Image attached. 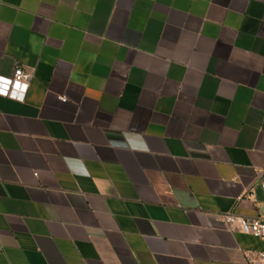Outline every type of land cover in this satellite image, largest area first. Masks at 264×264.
<instances>
[{"label": "crops", "instance_id": "obj_1", "mask_svg": "<svg viewBox=\"0 0 264 264\" xmlns=\"http://www.w3.org/2000/svg\"><path fill=\"white\" fill-rule=\"evenodd\" d=\"M0 264H247L264 240V0H0ZM63 98L66 101H63Z\"/></svg>", "mask_w": 264, "mask_h": 264}, {"label": "built area", "instance_id": "obj_2", "mask_svg": "<svg viewBox=\"0 0 264 264\" xmlns=\"http://www.w3.org/2000/svg\"><path fill=\"white\" fill-rule=\"evenodd\" d=\"M30 86V76L22 69L16 68L11 77L0 76V96L23 102ZM63 101H66L63 98ZM260 187L264 193V172L261 175ZM222 227L233 230L237 227L243 234L264 240V215L258 218H245L233 213L222 216ZM247 264H264L263 252H246Z\"/></svg>", "mask_w": 264, "mask_h": 264}]
</instances>
